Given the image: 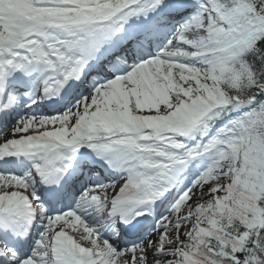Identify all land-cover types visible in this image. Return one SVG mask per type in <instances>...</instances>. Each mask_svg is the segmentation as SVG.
<instances>
[{"label": "snow or ice", "instance_id": "snow-or-ice-1", "mask_svg": "<svg viewBox=\"0 0 264 264\" xmlns=\"http://www.w3.org/2000/svg\"><path fill=\"white\" fill-rule=\"evenodd\" d=\"M0 264H264V0H0Z\"/></svg>", "mask_w": 264, "mask_h": 264}]
</instances>
